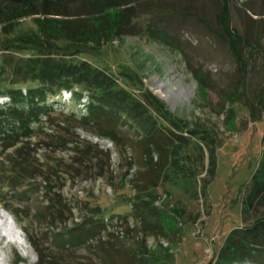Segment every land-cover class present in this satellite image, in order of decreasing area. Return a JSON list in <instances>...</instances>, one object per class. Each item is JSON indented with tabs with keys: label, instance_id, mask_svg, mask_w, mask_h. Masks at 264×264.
Masks as SVG:
<instances>
[{
	"label": "rangeland",
	"instance_id": "374dc122",
	"mask_svg": "<svg viewBox=\"0 0 264 264\" xmlns=\"http://www.w3.org/2000/svg\"><path fill=\"white\" fill-rule=\"evenodd\" d=\"M228 8L229 26L246 40L238 47L247 63L245 73L219 24L223 0H146L136 21L137 35L114 38L96 51L71 57L106 72L145 105L147 94L161 100L185 127L206 129L210 145L191 137L180 151L177 170L155 187L133 146L109 151L93 145L98 164L88 150L85 165L71 158L76 153L68 154L76 144L90 145L82 142L84 133L100 136L81 127L76 104L87 100L85 87H77L79 96L72 103L64 100L58 107L47 102L29 137L42 151H26L20 159V145L0 148V220L10 216L28 243V248L11 243L0 232V264H220L230 233L264 215L263 207L245 218L242 207L264 154V105H258L264 85V0H228ZM149 27L165 32L169 40H155L146 33ZM36 30L32 18L20 20L10 34L0 27V98L21 81L5 58L33 55L17 40ZM199 73L207 88L198 83ZM22 91L28 94L27 85ZM149 109L160 125L168 126L160 113ZM122 130L131 143L140 139L135 128ZM63 140L69 142L67 148ZM211 147L215 167L210 165ZM28 161L33 169L51 173L46 176L55 185L53 192L46 194L48 182L41 177L19 175L22 168L30 171ZM213 168L215 176L209 173ZM204 185L209 186L202 192ZM139 189L155 196L161 215L145 212L144 222L132 217L126 222L123 217L133 212L129 201L142 195H137ZM93 211L104 213L114 226L88 234L91 225L85 222ZM83 238L86 242L78 243Z\"/></svg>",
	"mask_w": 264,
	"mask_h": 264
},
{
	"label": "trees",
	"instance_id": "16d2710c",
	"mask_svg": "<svg viewBox=\"0 0 264 264\" xmlns=\"http://www.w3.org/2000/svg\"><path fill=\"white\" fill-rule=\"evenodd\" d=\"M145 1L0 0V27L5 34L12 33L23 19L32 18L37 26L36 31L23 34L17 40L19 45L28 46L34 54L16 60L7 56L4 60L7 65L13 66L14 77L21 81L18 87L4 92L11 97L12 104L3 109L0 108V148L6 150L20 145L16 150L17 157L20 159L26 151H29V155L32 149L42 150L43 148L39 146L35 148L34 143L29 140L32 123L38 121L49 107L46 103H50L52 99H58L62 90L72 91V99L76 100L79 96L77 87L80 86L85 87L89 94L88 97H84L87 98V103L83 105L85 111L80 110L79 113L81 127L86 131L110 138L116 146L122 149H127L130 145L134 147V150L141 152V164L151 174L155 187L167 179L170 171L177 170L180 151L188 146L191 137L199 136L205 139L206 146L210 145L208 140L211 136L204 134L206 129L185 127L183 123L172 117L161 100L159 103L153 95H146L145 105L129 92L121 89L116 80L106 72L97 69L87 61L71 60L74 55L86 53L92 49L98 50L105 42L114 38L137 35L136 21L142 14L140 7ZM218 20L224 32V40L230 43L231 51L245 73L247 63L238 47L246 40L229 26L228 0H223V9ZM146 33L155 40H169L167 34L157 28L149 27ZM196 78L202 88H207L203 74H197ZM23 85L28 87L27 95L22 91ZM231 92L233 91L228 94ZM0 93H3V90H0ZM261 94L259 108H263L264 105V85ZM229 95L236 97L233 94ZM234 103L235 101L232 105ZM77 104L80 105L81 102ZM250 107L253 112L257 110L253 106ZM149 108L160 113L168 126L163 123L160 125ZM3 125L8 128H5L6 131ZM125 127L128 129L133 127L138 131L140 139L136 141V144L131 143L130 139L125 136L122 130ZM9 128H11V133L7 132ZM62 142L65 147L69 144L64 140ZM82 142L87 141L82 140ZM86 150L92 152V158L96 159V164H98L100 160L93 144L92 146L86 144V148L76 144L71 148V152L76 153L78 157L72 156L71 158L76 163L85 165V158L88 157ZM71 152L69 151L68 154L70 155ZM208 152L210 153V165L215 167L216 152L212 147ZM156 155L158 159L154 161ZM26 164L31 167L30 171L22 168L19 175L22 178L34 180L41 177L43 181L48 182L44 187L46 194L53 192L55 185L46 176L51 173L44 172L40 167L33 169L30 161ZM260 164L243 200L245 218L256 216L255 214L264 207V154ZM175 165L177 166L174 167ZM209 173L215 176V169H210ZM208 186L204 185L202 192ZM144 191L139 189L137 195L139 193L142 195L129 201L133 212L123 217L124 221L128 222L132 217L142 223L145 220V212L157 217L161 215L154 206L155 196L144 193ZM174 210L179 211L178 208ZM168 218L174 220L175 217L168 215ZM85 223L91 225L88 233L90 235L96 231L101 233L110 228L109 226H114L113 222L100 211H93L92 216ZM78 240V243L86 242L85 238ZM219 260L220 264H245V261L263 262L264 215L256 216L253 222L246 227L234 229L221 249Z\"/></svg>",
	"mask_w": 264,
	"mask_h": 264
},
{
	"label": "bare ground",
	"instance_id": "6f19581e",
	"mask_svg": "<svg viewBox=\"0 0 264 264\" xmlns=\"http://www.w3.org/2000/svg\"><path fill=\"white\" fill-rule=\"evenodd\" d=\"M3 220H0V232L9 238V242L19 244L20 246L27 247L28 243L23 237L18 235L17 226L13 224V219L10 216L3 215ZM4 260H8V256L4 254Z\"/></svg>",
	"mask_w": 264,
	"mask_h": 264
},
{
	"label": "built area",
	"instance_id": "2783aa9c",
	"mask_svg": "<svg viewBox=\"0 0 264 264\" xmlns=\"http://www.w3.org/2000/svg\"><path fill=\"white\" fill-rule=\"evenodd\" d=\"M64 100L71 102L72 101V97H73V93L72 91H64ZM9 99H4L3 101H8ZM82 140L88 141L90 142V144L96 145V146H103L104 148H106L109 151H113V149H115L116 145L112 140H107L105 138H101L100 136H93V135H89L84 133L83 135H81Z\"/></svg>",
	"mask_w": 264,
	"mask_h": 264
}]
</instances>
